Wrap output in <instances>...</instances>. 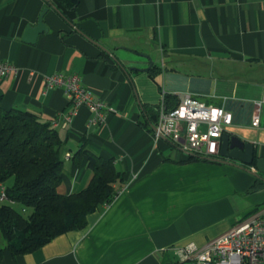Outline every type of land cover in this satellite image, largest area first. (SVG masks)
<instances>
[{
  "label": "crops",
  "instance_id": "1",
  "mask_svg": "<svg viewBox=\"0 0 264 264\" xmlns=\"http://www.w3.org/2000/svg\"><path fill=\"white\" fill-rule=\"evenodd\" d=\"M44 8L47 31L34 44L23 41ZM0 61L17 69L0 81L1 107L60 123V195L78 193L92 180L86 157H75L82 140L124 175L119 194L90 214L84 229L23 255L3 246L0 264H193L181 262L176 248L202 247L260 206L264 193L251 191L259 179L239 163L187 162L156 138L154 124L163 98L178 103L177 96L189 94L230 112L226 132L264 156L256 142L264 130L250 125L264 89V0H78L63 13L55 0H0ZM150 61L147 71L133 70ZM53 74L78 76L112 112L96 122L80 106L62 127L74 108L61 88L45 87Z\"/></svg>",
  "mask_w": 264,
  "mask_h": 264
},
{
  "label": "trees",
  "instance_id": "2",
  "mask_svg": "<svg viewBox=\"0 0 264 264\" xmlns=\"http://www.w3.org/2000/svg\"><path fill=\"white\" fill-rule=\"evenodd\" d=\"M55 2L62 13L74 10L78 4V0ZM103 56L114 64L107 54ZM157 73L154 68L148 72L151 77ZM164 100L167 107L177 104L175 97L166 96ZM150 110L154 119L157 109ZM64 143L52 121H44L31 111L7 110L0 105V187H4L6 197L0 203V236L4 248L13 255L31 253L58 235L84 229L87 217L110 205L122 188L124 175L113 160L92 153L82 140L75 157H86L92 180L78 193L60 195L57 187L61 182ZM186 161L207 159L189 156ZM16 205L31 212L24 216ZM2 253L0 249V258Z\"/></svg>",
  "mask_w": 264,
  "mask_h": 264
},
{
  "label": "built area",
  "instance_id": "3",
  "mask_svg": "<svg viewBox=\"0 0 264 264\" xmlns=\"http://www.w3.org/2000/svg\"><path fill=\"white\" fill-rule=\"evenodd\" d=\"M16 66L0 61V81L16 72ZM46 88H61L73 111L67 115L62 127L71 122L74 110L86 106L94 113V121L102 122L112 108L92 99L78 76L53 74L45 77ZM164 97V96H162ZM175 107L166 108L164 98L160 105L154 135L163 138L184 156L212 160L219 157L221 137L232 124V115L220 107L207 105L189 94L177 96ZM251 127L264 130V89L261 98L254 102ZM55 128L60 125L53 120ZM4 187H0V203L5 202ZM181 262L193 264H264V205L258 206L225 234L198 247L188 244L176 248Z\"/></svg>",
  "mask_w": 264,
  "mask_h": 264
},
{
  "label": "water",
  "instance_id": "4",
  "mask_svg": "<svg viewBox=\"0 0 264 264\" xmlns=\"http://www.w3.org/2000/svg\"><path fill=\"white\" fill-rule=\"evenodd\" d=\"M47 8H44L40 13L37 24L35 26H28L25 30L23 41L34 44L37 37L47 31V27L44 24L43 18ZM100 48L110 55L106 49L102 46ZM148 58V57H147ZM149 59V58H148ZM152 66L150 61V66L145 70L133 69L135 71L145 72ZM219 158L215 161H220L224 163L233 164L239 166L236 163H239L241 168L250 167L256 168L259 173L264 175V156L255 155V146L252 143L244 142L235 135H232L228 132H224L221 137L220 149H219ZM213 160V159H212ZM255 169V170H256Z\"/></svg>",
  "mask_w": 264,
  "mask_h": 264
},
{
  "label": "rangeland",
  "instance_id": "5",
  "mask_svg": "<svg viewBox=\"0 0 264 264\" xmlns=\"http://www.w3.org/2000/svg\"><path fill=\"white\" fill-rule=\"evenodd\" d=\"M256 142H260L262 145H264V134L262 136H257ZM241 170H243L245 173L249 174L253 178V181H255L256 179H259L258 185L251 187V191H252V193L262 192V196H263V193H264V175L259 173L257 169L255 170L256 172H250V171H248V167H244ZM253 181H252V183H253ZM263 199L264 198H262V200L258 203V204H260V206L264 205V200ZM15 208L17 210L23 212L24 216L29 215V213L31 212L30 209H25L24 211H22L20 206H17V205L15 206ZM3 246H4V242H3V239L0 236V248L3 247Z\"/></svg>",
  "mask_w": 264,
  "mask_h": 264
}]
</instances>
